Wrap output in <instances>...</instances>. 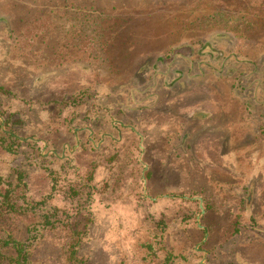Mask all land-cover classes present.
Returning <instances> with one entry per match:
<instances>
[{"label": "rangeland", "instance_id": "obj_1", "mask_svg": "<svg viewBox=\"0 0 264 264\" xmlns=\"http://www.w3.org/2000/svg\"><path fill=\"white\" fill-rule=\"evenodd\" d=\"M3 33L0 121L57 157L0 146V242L28 264H264V0H0Z\"/></svg>", "mask_w": 264, "mask_h": 264}, {"label": "crops", "instance_id": "obj_2", "mask_svg": "<svg viewBox=\"0 0 264 264\" xmlns=\"http://www.w3.org/2000/svg\"><path fill=\"white\" fill-rule=\"evenodd\" d=\"M67 20H71V19H68V18H65V19H63L62 20V23L61 24H67ZM9 35V34H8ZM0 37L3 39V40H6V42H7V44H9V46H8V49L9 50H11L12 51V47L10 46L11 44V42L8 40L9 38H7L6 36H5V34L3 33V34H0ZM11 38V37H10ZM13 40V37L11 38V41ZM0 53H1V50H0ZM19 58H22L20 55H17ZM23 59H27L28 60V63H30V64H32L31 62H30V60H29V53H27V54H24V57H23ZM35 65H36V70H35V73H39V74H35V77H34V79H35V81L38 83V86H39V84L40 83H42V81H44V80H48V78H50L51 76L50 75H52V74H54V73H48V71L47 70H45V68L46 67H43L42 66V62L40 61L39 62V64H37V63H35ZM52 66V65H51ZM60 66V65H59ZM54 67H57V66H53V68ZM47 69V68H46ZM54 69H56V68H54ZM51 71H53V69H51ZM43 78H45L44 80H42ZM42 80V81H41ZM39 81H41V82H39ZM34 86H36V85H34ZM8 90H10L11 91V95L12 96H14V101L15 102H17V103H19V105L20 104H22V107L23 108H27V110H31L32 108L29 106L30 105V102H32V99H30V98H28V97H30V94H27V95H21V96H19V98H17V97H15V95L14 94H16L12 89H10V88H8ZM10 95V96H11ZM17 95V94H16ZM21 100V101H20ZM25 102L27 103V104H25ZM52 102H54V101H52ZM70 104H68V105H70V106H75V105H77L76 104V100H74V99H72L70 102H69ZM67 104V103H66ZM15 115L16 114H14V113H12V116H13V119H14V117H15ZM85 117V116H84ZM83 117V120L82 121H84V123H82V126L81 127H78V128H75L74 129V133L73 134H75L74 136H75V140H74V146L72 147L71 145H68V144H64L63 145V152L62 153H65V155L63 156L62 155V158H61V156H58L59 158H57V160H58V163H56L55 164V166L56 167H58L59 168V170H61V168H62V166H63V168H67V167H69L70 165H69V163H68V157L66 158V156L67 155H71V152L74 150V152H76V151H78V150H81L83 147V143L81 142V138H80V141H79V137H81V136H83V135H80V134H82V133H85L84 135H87V137H89V136H91V132H93L90 128H89V126L92 124V121L94 122L95 120L97 121L98 120V114H89V117L88 118H84ZM76 119V115H74V116H71L70 117V120H68V122L70 123V122H72L73 120H75ZM64 120H66V119H63V121ZM13 121V120H12ZM18 121V120H17ZM87 121V123H85ZM10 124V123H9ZM71 124V123H70ZM11 126V129H12V131H8L7 129L9 128V125H7V128L5 127L6 125L5 124H3V123H1V121H0V133H2L1 134V136H0V138H2V139H6L7 141H6V145H0V146H9L10 147V150L11 151H13V152H18V151H20L21 149H26V148H35V150H39V149H41V151H43L44 150V148H47L46 149V151H47V153H49V154H47V157H49V156H51L52 158H55V157H57V155H54V154H56L55 152H53L52 150H50V146L52 145V144H49L48 142L49 141H47V140H43V139H41V138H35L34 136H28V137H24V138H20L19 137V135L18 134H16V132H14V130H13V126H16L13 122L10 124ZM41 134V133H40ZM6 137H9V138H6ZM39 137H41V136H39ZM77 138V139H76ZM87 140L88 141H90V138H87ZM92 140V139H91ZM73 149V150H72ZM49 150V151H48ZM82 152H84V151H82ZM67 154V155H66ZM72 156V155H71ZM73 159V158H72ZM111 161H106V162H103L102 164H95L94 165V169H95V172L96 173H94V174H100V173H98V171L101 169V170H103V171H107V172H109V174H111L112 173V170H113V165H114V163L113 162H111ZM52 167V166H51ZM97 167V168H96ZM46 168V167H45ZM47 169V168H46ZM49 169H55V168H49ZM74 169H75V167H74ZM58 170V171H59ZM54 174V175H53ZM53 174H48L49 175V178L50 179H53L54 177H56V179H58V177H59V175L55 172V173H53ZM72 177V179L74 180V176H71ZM55 179V178H54ZM75 179H77V177H75ZM89 177L88 178H86V179H83L82 181L83 182H86V183H88V184H90V181H89ZM66 180V179H65ZM52 182V181H51ZM71 185H72V183H70Z\"/></svg>", "mask_w": 264, "mask_h": 264}, {"label": "trees", "instance_id": "obj_3", "mask_svg": "<svg viewBox=\"0 0 264 264\" xmlns=\"http://www.w3.org/2000/svg\"><path fill=\"white\" fill-rule=\"evenodd\" d=\"M85 19V18H84ZM84 19H79L80 24L84 23ZM9 138V137H6ZM6 139H2L0 138V145H6ZM8 148L10 149V147L8 146ZM5 180L0 176V213L1 212H16L17 211V204L15 202H12V198L10 197V194L12 193V184L10 182L6 183L4 182ZM22 178L18 179L17 181V187L18 185L21 184ZM51 183H52V188H55V182L56 180L53 178L51 179ZM1 186H5L4 191H1ZM26 205L28 206V208L33 209L34 207L33 204L26 202ZM2 243L1 245L3 246H7V245H11L13 246V249L16 250L17 256L14 258L13 262H15V264H28L27 260H26V256L23 255V251H22V244L21 242H17L16 240H13L12 238H7V240H1ZM0 245V247H2Z\"/></svg>", "mask_w": 264, "mask_h": 264}, {"label": "flooded vegetation", "instance_id": "obj_4", "mask_svg": "<svg viewBox=\"0 0 264 264\" xmlns=\"http://www.w3.org/2000/svg\"><path fill=\"white\" fill-rule=\"evenodd\" d=\"M61 9H63V7Z\"/></svg>", "mask_w": 264, "mask_h": 264}]
</instances>
